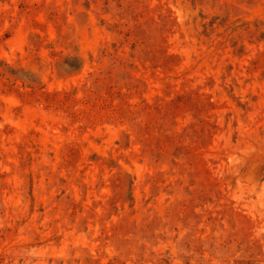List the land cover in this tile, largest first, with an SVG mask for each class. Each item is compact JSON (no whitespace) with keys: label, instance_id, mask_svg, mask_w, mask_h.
I'll return each instance as SVG.
<instances>
[{"label":"rangeland","instance_id":"374dc122","mask_svg":"<svg viewBox=\"0 0 264 264\" xmlns=\"http://www.w3.org/2000/svg\"><path fill=\"white\" fill-rule=\"evenodd\" d=\"M0 264H264V0H0Z\"/></svg>","mask_w":264,"mask_h":264}]
</instances>
